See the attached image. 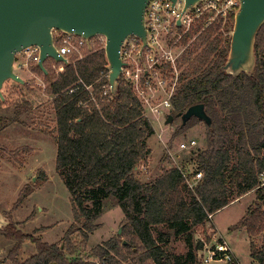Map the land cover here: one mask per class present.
I'll list each match as a JSON object with an SVG mask.
<instances>
[{"label":"trees","instance_id":"16d2710c","mask_svg":"<svg viewBox=\"0 0 264 264\" xmlns=\"http://www.w3.org/2000/svg\"><path fill=\"white\" fill-rule=\"evenodd\" d=\"M233 22L234 15L225 34L218 25L198 33L202 25H197L182 41L185 45L194 38L179 65L180 86L171 116L175 119L188 108L203 105L211 123L205 126L206 147L196 152L197 167L191 173L201 172L202 178L191 187L185 183L183 174L188 171L183 167L163 169L146 183L138 180L136 171L148 159L146 141L154 130L122 78L115 95H103L108 79L103 77L107 62L102 48L85 52L81 59L68 58L67 65L48 60L45 72L36 63L29 65L33 74L43 77L52 98L55 127L49 135L56 146L55 171L70 196L73 219L81 225L80 247L98 229L94 222L108 200L124 219L121 235L92 250L89 257L97 262L77 256L80 247L71 240L73 227L65 232L62 245H49L22 235L11 224L4 230L13 242L7 257L10 264H196L201 244L194 242V230L206 236L209 216L249 192L256 193V200L236 226L252 239L264 233V25L255 39V71L232 77L221 68ZM53 66L62 71L56 73ZM71 87L76 89L69 94ZM2 108L11 114H0V130L21 123L31 105L3 95ZM198 122L191 119L177 127L174 136ZM28 194L24 190L19 194L13 210ZM179 238L187 246L186 255L169 254L168 242ZM26 241L34 245L35 254L20 260ZM262 248L250 246L255 264H264Z\"/></svg>","mask_w":264,"mask_h":264},{"label":"rangeland","instance_id":"374dc122","mask_svg":"<svg viewBox=\"0 0 264 264\" xmlns=\"http://www.w3.org/2000/svg\"><path fill=\"white\" fill-rule=\"evenodd\" d=\"M22 60L21 55L16 56L14 73L23 80V84L19 88L11 81L6 82L2 95L8 96L12 101L29 103L31 110L22 115L21 123L0 130V213L22 235L40 238L49 245H62L65 232L73 227L71 240L80 247L81 225L76 224L73 219L70 196L55 171L56 146L49 135L55 127L52 98L45 91L42 76L33 74L29 65L18 66ZM51 69L56 72L59 68L53 66ZM0 114L11 113L2 108ZM166 119L167 117L160 122L149 120L154 135L146 141V147L150 151L148 159L136 171L141 183L151 181L163 169L183 167L190 173L195 172L196 152L206 147V127L203 123L188 126L174 136L177 127H180V121L173 118L172 124L165 125ZM189 141H195V148L180 151L179 145ZM23 190L30 194L13 210ZM255 200L256 193L252 192L215 213L211 219L218 231L216 235L224 240L238 264H255L250 257L251 244L257 250L263 249L264 233L252 239L236 226ZM261 208L264 211V203ZM123 219L122 211L114 205L112 199L105 202L102 215L94 222L98 229L88 235L86 245L80 247L77 256L97 262L95 258L89 257L92 250L119 236ZM209 225L210 221L205 225L207 233L211 231ZM193 234L194 242L198 241L200 230L195 229ZM12 247L13 242L0 229V264H10L7 257ZM165 249L176 256H184L188 250L183 238L171 239ZM34 254V245L26 241L22 245L19 259L26 260ZM197 260L196 256V263Z\"/></svg>","mask_w":264,"mask_h":264},{"label":"water","instance_id":"95a60500","mask_svg":"<svg viewBox=\"0 0 264 264\" xmlns=\"http://www.w3.org/2000/svg\"><path fill=\"white\" fill-rule=\"evenodd\" d=\"M172 4L176 0H169ZM201 0H184V10ZM149 0H0V99L3 101L4 83L11 81L22 85L23 80L14 73L15 56L27 48H38L37 66L51 60L67 65L53 45L54 31L74 34L86 41L95 37L104 38V55L107 62L110 93L117 92L121 77L119 51L128 36L138 37L147 46L144 27V12ZM179 25L180 22L178 21ZM264 25V0H239L234 14L229 50L221 71L237 77L255 71L254 45L260 28ZM45 72V71H44ZM185 126L196 119L210 126L203 105L188 108L176 117ZM173 122L167 116L165 125ZM11 223L0 213V229L5 230ZM121 234V229L118 235Z\"/></svg>","mask_w":264,"mask_h":264},{"label":"built area","instance_id":"2783aa9c","mask_svg":"<svg viewBox=\"0 0 264 264\" xmlns=\"http://www.w3.org/2000/svg\"><path fill=\"white\" fill-rule=\"evenodd\" d=\"M184 7V0H176L174 4L169 0H149L144 12L147 46H143L138 37L131 35L125 38L120 47L119 55L123 63L120 78L131 87L148 122H160L173 111L172 101L180 86L182 72L179 65L182 55L194 38L185 45L182 44L183 39L197 25H202L198 33L218 25L225 34V25L238 10L239 0H201L186 10ZM52 38L59 56L67 62L72 57L81 59L85 52L92 51L97 46L104 50L105 42L102 37L86 41L74 34L54 31ZM18 55L23 59L19 67L38 63L37 47L27 48ZM61 71L62 68H59L56 73ZM103 77L108 79V72ZM75 89L71 87L68 93L72 94ZM109 92L107 84L103 87V95ZM195 146V141H189L181 143L179 150H190ZM183 178L186 185L191 187L201 180L202 174L196 172L192 176L187 172L183 174ZM198 242L201 248L196 254V264H238L226 243L216 238L215 233L210 231L206 236L201 235Z\"/></svg>","mask_w":264,"mask_h":264},{"label":"crops","instance_id":"0c3cea01","mask_svg":"<svg viewBox=\"0 0 264 264\" xmlns=\"http://www.w3.org/2000/svg\"><path fill=\"white\" fill-rule=\"evenodd\" d=\"M250 193H252V192H249V193L243 195L242 197L238 198V200H240L241 198H244V197H246V196H249ZM238 200H236V201H238ZM236 201H234V202H236ZM234 202H232V203H234ZM232 203H231V204H232ZM231 204H230V205H231ZM228 206H229V205H228ZM249 207H250V206H248V208H249ZM248 208H247V209H248ZM223 209H224V208H223ZM212 218H213V215H212V216H209V221H210V225H211V226H210V225H209V226H210V228H211V232H212V233H215V235H216V233H218V231L216 230V226L213 224V222H211V219H212ZM241 231H244V232H245V230H241ZM245 233H246V232H245ZM246 234H247V233H246ZM216 238H218V239H220V240H222V241L224 242V240H223L220 236H217V235H216ZM226 245H227V244H226ZM228 248H229V247H228ZM236 261H237V260H236Z\"/></svg>","mask_w":264,"mask_h":264},{"label":"flooded vegetation","instance_id":"af4514ba","mask_svg":"<svg viewBox=\"0 0 264 264\" xmlns=\"http://www.w3.org/2000/svg\"><path fill=\"white\" fill-rule=\"evenodd\" d=\"M176 119H177V118H176ZM177 120H179V119H177ZM179 121H180V120H179ZM187 123H188V122H187ZM187 123H186V124H187ZM180 126H181V121H180Z\"/></svg>","mask_w":264,"mask_h":264}]
</instances>
